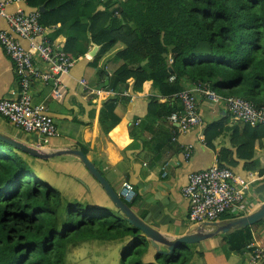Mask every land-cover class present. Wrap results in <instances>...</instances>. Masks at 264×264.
<instances>
[{"label": "crops", "instance_id": "0c3cea01", "mask_svg": "<svg viewBox=\"0 0 264 264\" xmlns=\"http://www.w3.org/2000/svg\"><path fill=\"white\" fill-rule=\"evenodd\" d=\"M18 8L40 12L42 7L36 10L23 1L10 5L7 10L14 13ZM47 29L45 38L63 51L68 36L78 39V58L70 73L63 77L62 101L52 98L51 84L36 80L31 83L32 103L45 106L59 134L48 138L27 133L1 114L0 133L47 156L36 158L17 150L28 164L26 169L57 192L64 206L78 204L82 212H95L102 217L118 213L100 183L77 156L68 153L70 150L82 151L118 194L124 182L132 184L137 193L130 203L132 210L168 238L183 237L201 225L189 221L190 204L183 195L191 173L219 165L235 173L239 186L248 185L245 202L228 210L217 223L225 224L250 215L264 204V174L259 172L264 171V131L247 128L248 124L235 120L223 103L214 104L200 97L198 107L203 124L183 132L163 115L164 106L181 110L176 95H161L152 81L138 90L134 78L113 95L108 90L109 79L120 66L113 60L114 53L102 58L96 66L94 59L100 47L92 42L89 33L76 34L68 26ZM0 30H8L5 19H0ZM9 33L23 47H31L28 40ZM96 47L98 51L93 57L91 53ZM36 67L47 68L39 59ZM183 81L188 89L196 84L187 78ZM20 90L15 65L0 46V100L16 101ZM240 229L216 233V227H208L206 232L215 235L190 245L189 264H250L246 247L240 253L235 252L226 240ZM250 229L253 238L264 242V220ZM98 242H120L123 248L131 239ZM156 256V250L150 246L144 261L156 263Z\"/></svg>", "mask_w": 264, "mask_h": 264}, {"label": "trees", "instance_id": "16d2710c", "mask_svg": "<svg viewBox=\"0 0 264 264\" xmlns=\"http://www.w3.org/2000/svg\"><path fill=\"white\" fill-rule=\"evenodd\" d=\"M25 1L36 10L46 8L40 13L43 26L89 33L100 47L96 66L114 53L120 66L108 90L120 92L134 78L136 89L152 81L161 95L172 97L185 89L187 78L264 105V0ZM77 40L68 36L64 48L74 60ZM162 109L166 117L176 112ZM247 128L264 131V125ZM20 154L0 141V264H64L67 247L126 238L131 245L121 252L120 264H189L184 245L170 256L157 253L156 263L145 262L151 245L124 215L117 210V215L102 217L82 212L78 204L64 206L57 192L26 171ZM226 240L240 253L253 234L246 227Z\"/></svg>", "mask_w": 264, "mask_h": 264}, {"label": "built area", "instance_id": "2783aa9c", "mask_svg": "<svg viewBox=\"0 0 264 264\" xmlns=\"http://www.w3.org/2000/svg\"><path fill=\"white\" fill-rule=\"evenodd\" d=\"M23 1H0V19H5L8 25L7 31L0 30V46L12 59L21 87L16 101L0 100V114L27 133L54 138L59 134L58 129L46 114L45 106L32 103L31 83L36 80L51 84L52 98L62 101L65 97L63 77L70 73L76 61L45 38L48 29L40 23L39 11L25 12L18 8L14 13L8 12L10 5ZM9 32L28 40L31 47H23ZM37 59L47 68L39 70L36 67ZM175 79L172 76L170 80L173 82ZM81 84L87 88L85 81ZM110 93L115 95L114 90H110ZM200 97L214 104L223 103L235 120L251 126L264 125V105L256 106L239 97L223 96L209 83L203 82H196L192 89L185 88L175 96L181 104V110L172 113L168 120L179 125L183 132L201 126L203 118L198 107ZM238 184L235 173L219 165L191 173L183 189V195L190 204L189 221L197 224L213 223L231 208L241 206L245 202L248 185ZM118 195L126 203H132L137 193L132 184L124 182ZM246 250L250 264H264V242L253 238Z\"/></svg>", "mask_w": 264, "mask_h": 264}, {"label": "water", "instance_id": "95a60500", "mask_svg": "<svg viewBox=\"0 0 264 264\" xmlns=\"http://www.w3.org/2000/svg\"><path fill=\"white\" fill-rule=\"evenodd\" d=\"M44 11V7L40 9V12ZM98 51V48L91 53L94 57ZM0 141L7 143L17 150L28 154L29 156L36 158H46L41 154L40 151L27 147L26 145L0 133ZM68 153L77 156L85 167L88 169L90 174L100 183L101 187L105 190L110 200L112 201L115 208L120 212V214L126 217L127 222L134 228L140 230L145 238L148 240L150 245L156 250L160 255L170 256L173 252L182 245H193L200 243L204 240L212 238L215 233H207L206 229L208 227H216V233H228L233 229H240L250 227L256 223L264 220V204L254 213L247 215L245 217L238 218L236 220L228 221L225 224H220L217 222L213 223H202L200 226L195 228V231L187 234L180 238H168L153 227L148 225L144 220L136 215L132 208L126 203L118 193L110 186L108 181L103 177V175L98 171L95 165L86 157L82 151L70 150ZM52 156V155H50Z\"/></svg>", "mask_w": 264, "mask_h": 264}, {"label": "rangeland", "instance_id": "374dc122", "mask_svg": "<svg viewBox=\"0 0 264 264\" xmlns=\"http://www.w3.org/2000/svg\"><path fill=\"white\" fill-rule=\"evenodd\" d=\"M25 166L27 162L23 161ZM28 173L29 170H26ZM31 174V173H30ZM62 210V209H61ZM65 210V209H63ZM80 215L79 212H75ZM104 231V229L101 227ZM100 232L99 226L96 225V233ZM99 240L94 239L85 243L79 244L76 247H67L64 264H120V250H126L128 246H123L120 242L116 243H100ZM127 241V240H126ZM109 242V241H108ZM127 244V243H126ZM196 245V244H194ZM185 252H191L190 245H184ZM162 256V255H161ZM164 257V256H162ZM185 262V261H184Z\"/></svg>", "mask_w": 264, "mask_h": 264}]
</instances>
